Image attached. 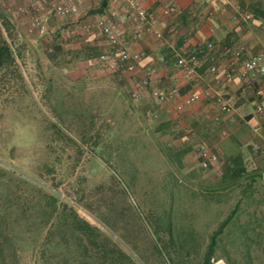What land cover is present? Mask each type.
I'll return each instance as SVG.
<instances>
[{"label": "rangeland", "instance_id": "1", "mask_svg": "<svg viewBox=\"0 0 264 264\" xmlns=\"http://www.w3.org/2000/svg\"><path fill=\"white\" fill-rule=\"evenodd\" d=\"M257 2L264 9V1ZM109 8L124 12L127 7L110 0ZM90 11L80 13L79 24V18L48 19L51 38L37 49L35 35L26 33L28 19L11 21L28 55L0 72V264H75L82 248L91 264H107L120 250L129 258L119 264H203L211 236L231 214L216 237L210 264H264V175L244 184L250 190L244 189L240 202L235 194L213 189L207 180L218 171L220 156L208 170L195 167L201 139L194 128L182 129L186 112L178 114L151 99L133 102L130 94L143 77L136 70L128 75L109 71L96 59L85 63L81 52L88 33L109 51L95 26L103 16ZM67 20L77 27L57 34L56 27ZM83 25L90 28L80 29ZM122 32L130 41L129 24ZM164 35L168 44L161 42V48L188 50ZM257 35L263 49L259 27ZM2 36L8 40L3 30ZM56 47L63 54L56 51L47 60L37 55L52 54ZM162 52L152 67L159 75L168 67L159 60ZM86 65L99 70V77L82 71ZM169 66L162 86L167 89L182 76ZM214 108L219 128L224 122ZM246 109L251 112L253 106ZM148 111L156 117H146ZM254 146L245 163L263 174L264 146ZM186 147L189 152H183ZM65 205L99 230L93 243L82 236V248L77 244Z\"/></svg>", "mask_w": 264, "mask_h": 264}, {"label": "crops", "instance_id": "2", "mask_svg": "<svg viewBox=\"0 0 264 264\" xmlns=\"http://www.w3.org/2000/svg\"><path fill=\"white\" fill-rule=\"evenodd\" d=\"M142 2L148 7L149 12L156 16L161 30H163L166 35H172L178 40L180 45L188 50L199 49L201 43L206 40L215 43L217 54H220L219 49L224 45L243 48L245 57H250L264 51V48L260 49L258 45L259 37L257 35V27L260 28V23L256 21L244 22L235 20L237 13L240 11L248 12L246 9H250L254 5L258 7L257 0H153L151 2L142 0ZM95 4V0H84L81 3V12L90 11V9H92L90 7L92 6L95 9ZM206 11H213L216 13V17H214L212 21L203 23L201 20H203L202 17ZM242 24H246V26L241 27L240 25ZM48 25L51 29L52 24L49 23ZM129 25L133 32L132 23H129ZM76 27L73 21L67 20L65 24L62 22L59 27L57 26L55 32L57 34L62 33L63 35L64 32ZM211 28H214V33L210 32ZM261 31L263 30L261 29ZM98 33L102 36L100 32ZM123 37L125 39V35H123ZM34 38L35 40L32 41V43L37 49L42 42H46L51 36L46 31L44 35L36 34ZM129 38L130 41L128 40L126 43L131 51L144 50L147 53L148 57L136 68V72H139L143 77L149 69L156 65L155 58L158 52L161 50L171 51L169 45L161 48V45L168 44L167 41L163 42L153 38L159 42L160 47L157 48L154 45L151 46L149 42L148 38L152 37H145L142 41H136L133 39L131 33ZM95 39L96 35L94 33H88L85 36L84 47L87 49L89 47L98 46L99 43L97 44ZM161 42L163 44H161ZM61 45H63V43H61ZM55 54L57 55V53ZM55 54L37 55L40 57L43 55L47 60L48 58L54 57ZM61 54H63V51H61ZM87 60L88 56L85 55L86 64L89 63ZM201 60L202 65L197 72L198 80L189 82L182 74L174 84V88L179 89L182 96L198 92L202 97L199 104L184 111L187 114L183 119L182 129L189 130L190 128H194L198 134L197 139L211 144L215 143L219 146L220 163L217 166L218 171L208 178L207 181L213 186V189L221 191L228 197L235 194L236 201L240 202L243 198L244 189H247L246 191L250 190V184L246 186H244V184L253 182L256 178L263 179L261 171L247 165L245 161L250 158L251 152H255L256 148L254 145L260 143L264 146V118L257 116L255 113L257 92L259 90L264 92V80L258 79L256 84L252 86L242 78H237L232 84H227L223 75L210 76L207 73L209 63L206 61L205 57L201 56ZM173 66L174 63L171 64V67ZM168 68L171 69L169 65L167 68H165V66L163 67V70H161L162 75L158 74L155 86H163L166 80L165 71ZM47 70L51 72L53 68L49 67ZM82 71L93 76H98V73H100L99 70L93 71L87 65L83 67ZM261 82H263V84ZM222 93H228L235 99L232 111L227 114H221L217 107L218 114L221 116L220 119L224 122V124L218 128L214 126L216 125L215 122L217 117V112L214 108L216 105L214 99L216 95ZM250 105L253 106V111L247 112L248 110L246 108ZM165 107L168 108L167 106ZM223 128H230L232 131L229 134L225 131L226 136H223L222 133L224 131L220 132ZM186 133L188 132L186 131ZM189 139L193 140L190 137ZM195 141L196 140H193V142ZM183 152H189V147H186ZM237 156H242L245 173L240 179L231 180L227 177V169L231 160ZM193 164H195L197 169L202 170L196 164V157ZM214 165L215 164H213V166ZM218 172H220V174H218ZM187 175H189V172H187Z\"/></svg>", "mask_w": 264, "mask_h": 264}, {"label": "built area", "instance_id": "3", "mask_svg": "<svg viewBox=\"0 0 264 264\" xmlns=\"http://www.w3.org/2000/svg\"><path fill=\"white\" fill-rule=\"evenodd\" d=\"M84 0H0V13L10 21L27 18L26 33L30 36L46 33L45 22L50 18L77 20L81 13V3ZM98 4L102 0H95ZM126 4V11H110L101 17L95 24L100 34L110 45L112 54H102L99 61L109 71L121 72L123 74H134L137 66L147 57L144 50L131 51L124 41L122 26L132 23V37L136 41H142L145 37H152L159 41H166L165 35L155 15L149 13L143 5L142 0H121ZM202 1V0H200ZM215 13L206 11L202 19L212 21ZM235 20L251 22L253 16L245 11L237 13ZM264 31V21L259 22ZM0 28L3 29V18L0 15ZM80 29L88 30L89 25L79 26ZM214 33V28L210 29ZM174 61V70L184 75L189 82L198 80L197 72L202 65L199 57H205L209 63L207 73L210 76L223 75L227 84H232L237 78H242L250 85H255L258 79L264 80V51L250 57H245L244 49L241 47H217L212 41H203L199 49L182 50L170 46ZM161 63L165 61V55L159 56ZM158 78L156 68L147 71L144 77L135 82V89L130 94L133 102L151 99L154 102L167 106L174 112L183 113L186 109L201 102V94L198 92L182 96L179 89H167L162 86H153ZM209 94V93H207ZM215 103L221 114L232 111L234 97L228 93L215 96ZM257 116L264 118V92H257L255 105ZM146 117H156L152 111L146 113ZM195 136V134H193ZM226 136V132L222 133ZM220 148L216 144H208L200 141L196 146V164L202 170H208L218 160ZM264 175V162H263Z\"/></svg>", "mask_w": 264, "mask_h": 264}, {"label": "trees", "instance_id": "4", "mask_svg": "<svg viewBox=\"0 0 264 264\" xmlns=\"http://www.w3.org/2000/svg\"><path fill=\"white\" fill-rule=\"evenodd\" d=\"M258 1V0H257ZM259 1H264V0H259ZM109 4L110 0H102L98 7L95 10H91L89 13L92 15H102L106 16L107 14L110 13L109 9ZM260 6V5H259ZM258 6V7H259ZM256 5L252 6L249 10V13L253 16V20L251 22H261L264 21V9L262 7L258 8ZM1 17L3 18V29L6 32L7 39H4L2 36V30L0 28V72L2 70H10L15 66L16 61L24 60L25 55L27 54V44L19 38V36L16 35L14 31V26L12 25L11 21L6 18L2 13H0ZM83 16H81L77 21L76 24L81 23L80 21L83 19ZM75 23V22H74ZM103 37V36H102ZM104 39V37H103ZM105 40V39H104ZM106 41V40H105ZM107 43V42H106ZM108 44V43H107ZM62 47V46H61ZM61 47H56L54 52L52 54H55L56 51L60 52L62 51ZM109 51H103L101 46H94V47H89L85 48L83 50L84 56H88V59H96L99 61V58L102 54H111L110 53V45L108 44ZM166 52V53H165ZM87 53V54H86ZM161 54L165 55V64H173V56L172 52L170 50H163ZM201 58V55L199 56ZM135 73V72H134ZM5 77V73L3 75ZM245 173V168L243 167V159L242 156H237L233 158L230 162V165L227 169V177L230 178L231 180H238L241 178V176ZM67 218L69 219L68 221L70 222L71 227L73 228V232L75 233V241L79 246L82 248V240L81 237L85 236L87 237L88 241L90 243H93L91 240L92 238H96L99 236L98 234V229L96 227L91 226L87 222L83 221L80 219L77 215L76 212H74L71 208L68 206H64L62 209ZM61 210V211H62ZM232 214L228 216L221 224L220 228L213 233L211 236V240L208 246V249L206 250V254L204 257V262L203 264H210L213 254H214V247H215V240L216 237L218 236L219 233H221V230L227 225V223L231 220ZM63 242H66V239H62ZM59 247V245H55V248ZM83 250L78 254V258L75 262V264H91L90 262V256L88 254V250L86 248H82ZM112 256L114 253L113 251H110ZM106 257V254H104ZM118 258L114 259L113 257L111 261H108L107 264H119L120 259L124 258H129L127 254L122 252L121 250L119 251V254L117 256ZM93 262V261H92ZM97 263V262H94ZM98 264V263H97Z\"/></svg>", "mask_w": 264, "mask_h": 264}]
</instances>
